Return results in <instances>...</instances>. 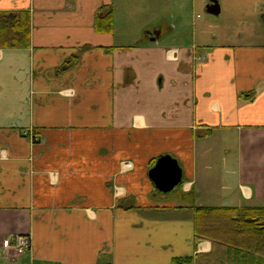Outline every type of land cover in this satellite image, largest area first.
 <instances>
[{
	"label": "crops",
	"instance_id": "0c3cea01",
	"mask_svg": "<svg viewBox=\"0 0 264 264\" xmlns=\"http://www.w3.org/2000/svg\"><path fill=\"white\" fill-rule=\"evenodd\" d=\"M197 6L0 0L31 17L30 47L0 49V264H174L213 250L194 207L264 208V35L202 43ZM163 156L179 203L150 176Z\"/></svg>",
	"mask_w": 264,
	"mask_h": 264
},
{
	"label": "trees",
	"instance_id": "16d2710c",
	"mask_svg": "<svg viewBox=\"0 0 264 264\" xmlns=\"http://www.w3.org/2000/svg\"><path fill=\"white\" fill-rule=\"evenodd\" d=\"M113 9L98 18L99 32L113 31ZM31 17L27 12L0 13V49L29 48ZM78 58L63 68L73 67ZM196 241L212 240L210 254L179 259L174 264H264V208L193 209Z\"/></svg>",
	"mask_w": 264,
	"mask_h": 264
},
{
	"label": "rangeland",
	"instance_id": "374dc122",
	"mask_svg": "<svg viewBox=\"0 0 264 264\" xmlns=\"http://www.w3.org/2000/svg\"><path fill=\"white\" fill-rule=\"evenodd\" d=\"M197 2L199 6L196 10L192 9V13L189 12V21L192 23L195 18L200 19L197 21L203 28L201 33L205 36V39H201L202 43L211 41L214 35L222 40L234 37L235 42L245 40L259 42L263 37L264 0H240L239 3L236 0H218L223 11L219 16L207 14L206 7L209 0H197ZM163 196L167 197V200L179 203L182 195L180 190H174L164 193Z\"/></svg>",
	"mask_w": 264,
	"mask_h": 264
},
{
	"label": "water",
	"instance_id": "95a60500",
	"mask_svg": "<svg viewBox=\"0 0 264 264\" xmlns=\"http://www.w3.org/2000/svg\"><path fill=\"white\" fill-rule=\"evenodd\" d=\"M206 12L211 16H219L221 13L219 2L217 0H210ZM150 176L156 183L157 188L163 193L174 191L183 182L182 168L171 156L160 158L156 166L151 170Z\"/></svg>",
	"mask_w": 264,
	"mask_h": 264
},
{
	"label": "built area",
	"instance_id": "2783aa9c",
	"mask_svg": "<svg viewBox=\"0 0 264 264\" xmlns=\"http://www.w3.org/2000/svg\"><path fill=\"white\" fill-rule=\"evenodd\" d=\"M15 248L18 253L22 254L31 248V238L29 236H19L14 246L9 245L8 248Z\"/></svg>",
	"mask_w": 264,
	"mask_h": 264
},
{
	"label": "clouds",
	"instance_id": "9594fccd",
	"mask_svg": "<svg viewBox=\"0 0 264 264\" xmlns=\"http://www.w3.org/2000/svg\"><path fill=\"white\" fill-rule=\"evenodd\" d=\"M168 59H173V56H172V54L171 53H169V55H168V57H167ZM71 92L74 94V92H75V90L73 89V90H71ZM138 119H143V117L141 116V117H137ZM144 126H147L146 125V123H145V125ZM129 167H131V165H129Z\"/></svg>",
	"mask_w": 264,
	"mask_h": 264
}]
</instances>
